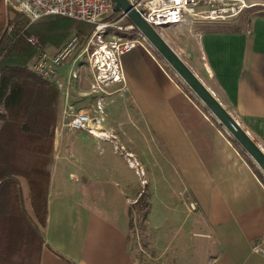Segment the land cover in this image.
I'll list each match as a JSON object with an SVG mask.
<instances>
[{
    "label": "crops",
    "instance_id": "obj_1",
    "mask_svg": "<svg viewBox=\"0 0 264 264\" xmlns=\"http://www.w3.org/2000/svg\"><path fill=\"white\" fill-rule=\"evenodd\" d=\"M239 17L224 25L212 21L189 29L165 27L164 35L264 152V14L252 16L244 26L235 25ZM121 65L124 83L115 85L114 93L121 92L124 109H129L128 125L154 145L139 150V158L164 183L167 194L181 187L195 203L206 224L207 264H264V251L252 250L256 244L264 249V180L259 167L156 56L137 46L122 56ZM60 132L56 128L48 165L39 264H142L128 241L131 196L127 187L116 185L113 167L101 166L93 154L90 144L97 138L80 132L74 134L79 142L67 143ZM127 140L132 142L130 135ZM112 144L116 149L117 142ZM67 152L76 159L73 167L63 159ZM130 154L127 151L124 159L133 168ZM78 167L81 171L75 174L65 171Z\"/></svg>",
    "mask_w": 264,
    "mask_h": 264
},
{
    "label": "rangeland",
    "instance_id": "obj_2",
    "mask_svg": "<svg viewBox=\"0 0 264 264\" xmlns=\"http://www.w3.org/2000/svg\"><path fill=\"white\" fill-rule=\"evenodd\" d=\"M4 12L8 19H13V17L15 15L18 16V14L22 15L24 18V15L11 4L7 6L4 4ZM262 13H264V6L246 9L241 12L239 15L240 17L238 16L240 20L236 22L235 25L244 26L249 22L252 16ZM11 23L14 24V22H10L7 26ZM220 23L224 25V23ZM78 26L84 27L85 24L79 22ZM92 28L93 26H91L90 31ZM173 28V26L168 27L171 31L175 30ZM187 28L189 29L191 27L189 26ZM163 33L166 34L164 30ZM74 34H76V31L72 30L59 44L54 45L47 43L44 45L42 43L43 47L50 51H56ZM33 55L26 63V67L30 72H32V70L29 68V63ZM160 62L171 74L172 78L178 82V85L187 92L189 97L205 111L206 115L214 117L194 92L191 91L178 76V78L174 76L172 68L168 64H165L163 60ZM32 73L35 74L34 72ZM12 79L21 81L25 88H27L23 95L25 101L38 97L40 91H42L41 88H38V84H35V78L27 79L23 74L18 72L12 75ZM117 84L118 83L113 84L108 87V89H114ZM51 85L54 84L52 83ZM87 86L88 78L85 76V73L71 85V100L75 105L77 104V108L86 103L88 98L91 104L92 95L90 96V94H87ZM55 88L58 93L57 99L54 103L50 104L46 112L40 115L41 118L39 119H41V124L31 121L28 124L29 129H31L29 133L21 135L17 131L15 135L12 136L13 140L11 141H13L12 145L16 150V155L11 158V163H16L17 167L12 171L7 169L5 173L8 175L11 174V172H15L14 179L16 187L19 189L21 208L27 220L35 224H37V221L30 205L29 187L27 186L28 181L25 179L27 173L31 170L40 169L39 171H41V166L45 164L47 165L46 169H48L54 151L55 139L57 137L55 135L57 125L59 126L58 131H61L63 136L67 137V143L79 142V139L74 135L80 133L79 131L72 132L60 127V114L63 104L61 100L62 92L57 86H55ZM81 95L87 96L82 97ZM107 101L108 104L106 105L107 110L105 111L106 117L104 125L107 132L110 133V140L97 139L94 140L90 146L93 154L99 157L98 161L101 166L106 164L107 166L113 167L117 180L116 185L127 187V194L131 196V199L127 200L128 207L126 219L128 226V241L132 255L142 264H207L209 259L206 253V244L208 243L206 224L203 217L198 212L196 205L194 207L191 206L193 202L191 197L181 187L167 194V191L163 189L164 183L158 180V178H154L153 169L150 171V169L144 167L138 152L142 148H153L154 145L150 138L140 135L138 128L128 125L126 112L129 109L128 107L124 109L121 92L119 91L106 96L104 102L106 103ZM23 113L25 114L26 112ZM5 116H8V112L0 105V119H5ZM213 120L216 121L215 118H213ZM1 122L0 120V126ZM15 124L17 125L16 122ZM218 125L223 128L220 123H218ZM113 135L117 138L119 136L120 140H118L119 138L115 140L116 138ZM129 135L132 138L131 143L127 140ZM112 141L117 142L116 149H114ZM7 149L9 148L7 147ZM127 151L131 153V166L133 168H129L124 159V154H126ZM63 159L68 164L72 165V167L73 162L76 161L73 153L70 152H67ZM65 171H67V173L74 172L73 174H75V171L81 170L78 167L70 168L69 170L66 168ZM149 172L152 176L148 175ZM16 173H23L24 175H18ZM104 174L106 178L109 180L111 179L110 175L107 173ZM71 176L73 178L75 177V175ZM40 182H38V184H40ZM3 185V182L0 183V253L12 256L13 254H19L21 250L23 223L11 210L10 195L7 191L2 190ZM137 199H141V201L134 203ZM104 201L107 202L108 200L103 199L101 202ZM35 253L34 250L33 256Z\"/></svg>",
    "mask_w": 264,
    "mask_h": 264
},
{
    "label": "built area",
    "instance_id": "obj_3",
    "mask_svg": "<svg viewBox=\"0 0 264 264\" xmlns=\"http://www.w3.org/2000/svg\"><path fill=\"white\" fill-rule=\"evenodd\" d=\"M3 2L6 6L11 4L16 7L27 19L26 26L20 30L18 36H23L34 49L29 68L41 79L53 83L61 90L63 104L59 124L69 131L84 132L97 139L110 140V133L104 127L106 117L104 98L118 90L111 88L109 90L108 87L115 83H124L121 58L135 47H142L159 61L163 60L167 64L127 14L122 10H114L113 0H3ZM127 2L163 38L165 27L192 26L212 21L229 22L246 9L264 6V0H127ZM45 16L67 17L90 24L93 28L83 41L74 34L59 49L50 51L43 47L36 35L23 33L29 24ZM13 26L14 24H9L6 32L9 33ZM83 73L88 78L87 94L92 95L91 104L88 98L86 103L77 108V104L71 100V85L81 78ZM174 76L178 75L174 72ZM226 133L230 135L227 131ZM262 177L264 180L263 172ZM191 206L194 207L195 203L192 202ZM252 250L258 253L264 251L260 244L254 245Z\"/></svg>",
    "mask_w": 264,
    "mask_h": 264
},
{
    "label": "trees",
    "instance_id": "obj_4",
    "mask_svg": "<svg viewBox=\"0 0 264 264\" xmlns=\"http://www.w3.org/2000/svg\"><path fill=\"white\" fill-rule=\"evenodd\" d=\"M21 17L22 15L18 14L13 19L6 18L3 3L0 0V105L8 112L5 119H0L2 121L0 126V183H4L2 190L7 191L10 195L11 210L23 223L22 245L19 254L10 256L0 253V264H39V254L43 243L42 228L46 221V198L49 180L47 165L41 166V171H39L40 169L29 171L25 178L28 181L30 205L37 224L27 220L21 208L19 189H17L14 179L15 172L8 175L5 173L7 169L12 171L17 167L16 163H11V158L16 155V150L12 145L13 141H11L13 140L12 136L17 131L21 135L29 133L31 129H29L28 124L31 121L41 124L40 115L46 112L51 103L56 101L58 94L54 85L36 76L26 67V63L34 54V49L25 41L23 36H18L20 30L24 29L27 23V19L22 17V20ZM10 22H14V26L7 33L6 26ZM79 22L81 21L62 16H45L29 24L23 33L35 34L44 45L47 43L57 45L72 30H75L79 40L83 41L90 33L91 25L81 22L85 26L80 27L78 26ZM18 72L27 79L35 78V84H38V88L42 90L38 97L25 101L23 95L27 88L21 81L12 79V75ZM16 174L24 175L23 173ZM139 201L141 199H137L134 203ZM34 250L36 253L33 256Z\"/></svg>",
    "mask_w": 264,
    "mask_h": 264
},
{
    "label": "water",
    "instance_id": "obj_5",
    "mask_svg": "<svg viewBox=\"0 0 264 264\" xmlns=\"http://www.w3.org/2000/svg\"><path fill=\"white\" fill-rule=\"evenodd\" d=\"M114 10H122L127 17L138 27L150 42L154 50L159 53L172 70L194 92L200 101L208 108L216 121L222 125L235 141L246 151L264 173V152L238 125L236 120L222 106L215 95L200 81L193 71L185 64L178 53L160 36L137 11L132 9L127 0H113Z\"/></svg>",
    "mask_w": 264,
    "mask_h": 264
},
{
    "label": "flooded vegetation",
    "instance_id": "obj_6",
    "mask_svg": "<svg viewBox=\"0 0 264 264\" xmlns=\"http://www.w3.org/2000/svg\"><path fill=\"white\" fill-rule=\"evenodd\" d=\"M103 107H104V111H106L107 110V107H106V103L105 102H104Z\"/></svg>",
    "mask_w": 264,
    "mask_h": 264
}]
</instances>
